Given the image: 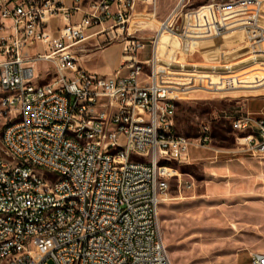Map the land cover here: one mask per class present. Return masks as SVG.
Masks as SVG:
<instances>
[{
	"label": "built area",
	"instance_id": "2783aa9c",
	"mask_svg": "<svg viewBox=\"0 0 264 264\" xmlns=\"http://www.w3.org/2000/svg\"><path fill=\"white\" fill-rule=\"evenodd\" d=\"M137 2L154 17L155 0H0V209H9L0 216V264H172L158 207L178 172L146 162L184 159L211 134L206 124L193 140L174 131L179 89L156 74L155 37L173 28L184 0L152 37L129 31ZM191 14L200 21L198 11L186 13V28ZM107 21L108 42L122 43L120 67L108 75L82 68L74 50ZM145 42L150 56L140 61ZM37 61L53 69L47 82L34 81ZM231 127L238 142L264 152V115L234 116ZM249 259L264 264V253Z\"/></svg>",
	"mask_w": 264,
	"mask_h": 264
},
{
	"label": "rangeland",
	"instance_id": "374dc122",
	"mask_svg": "<svg viewBox=\"0 0 264 264\" xmlns=\"http://www.w3.org/2000/svg\"><path fill=\"white\" fill-rule=\"evenodd\" d=\"M144 6L129 21L132 34L155 30L152 7ZM196 11L199 23L191 14L194 26L186 28L185 14ZM173 23L161 34L157 59L158 78L179 89L173 128L193 140L206 124L211 141L192 148L184 159L162 162L178 175L169 179L158 207L160 236L172 264H249L250 252H264V161L230 153L239 135L231 119L246 110L264 113V32L256 28H264V0H184ZM56 26L62 21L51 22V28ZM96 40L89 47L104 45L109 38ZM150 51L151 43L145 42L137 58H149ZM113 57L104 60L109 63ZM34 66V81L47 82L51 65L37 61ZM3 122L0 118V137ZM213 149L220 150L218 158H206Z\"/></svg>",
	"mask_w": 264,
	"mask_h": 264
},
{
	"label": "crops",
	"instance_id": "0c3cea01",
	"mask_svg": "<svg viewBox=\"0 0 264 264\" xmlns=\"http://www.w3.org/2000/svg\"><path fill=\"white\" fill-rule=\"evenodd\" d=\"M68 1L69 0H65V2H68ZM178 1L179 0H172L171 3L167 2V4H165V0H155L154 17H153L155 19V23L153 24L154 25L153 27H155V30H154L153 34H155V32H156V30L158 28V24L167 16V14L177 4ZM139 3L144 4L141 2L136 3V7L132 11L131 18L135 15L136 8L140 5ZM228 5H229L228 6L229 10H232L231 7L236 6V3L228 4ZM251 5H252V3H251ZM147 6L148 5L145 4L144 9L147 8ZM216 6L217 5H215V7ZM224 9H226V8H224ZM220 11H221V7L218 8L219 18L221 17ZM79 17H80V13L75 14L72 17L71 22L77 21L79 19ZM201 21H203V20H201ZM113 32H114V27L112 26L111 21H107V22L103 23L102 26H100V27L96 26V27L89 28L87 30V35H89V37L84 42H82L81 44H79L78 46H76L74 48V50L76 51L77 56H78V63L82 68H84L90 72H96L99 74H107V75L113 74L116 70L119 69L120 64L122 62V58H121L122 43L121 42H114V43L113 42H107L104 45L97 46L94 48L89 47V45L95 44V42H97V40H96L97 37L110 35ZM151 33L152 32L150 31L149 34H147V35H143V34L142 35L133 34V35L135 37H152L153 34H151ZM92 40H94L95 42H92ZM113 46L116 47V51H115L116 54L113 50H111V47H113ZM39 49H40V46L36 45L35 47L31 48L29 51H30V53H34ZM159 52H160V48L157 46V54ZM113 53H114V57H113L112 61H110L109 63H106L105 62L106 58H108ZM94 59H97L100 63L94 64V62H93ZM52 72H53V69H52ZM125 73H126V71L124 69H121V75H124ZM244 113H249V114H252L254 116L257 114L258 115H264V113L262 111L252 112V111L246 110V111L242 112L241 114H244ZM236 137H235V142H236L237 147L235 149L230 150L231 154H233V155L238 154L239 156H242L245 154L252 159H258V160L264 161V152L254 151V150L250 149L246 144H242V143L238 142L236 140ZM191 149L189 150V152L191 151ZM219 152H220V150L213 149V153L211 155L207 156L206 158L215 160L218 158ZM259 252H263V251H259Z\"/></svg>",
	"mask_w": 264,
	"mask_h": 264
},
{
	"label": "bare ground",
	"instance_id": "6f19581e",
	"mask_svg": "<svg viewBox=\"0 0 264 264\" xmlns=\"http://www.w3.org/2000/svg\"><path fill=\"white\" fill-rule=\"evenodd\" d=\"M150 15L151 17H153V13H150ZM161 34L155 37V43H156L155 51H156L157 59H158L157 46ZM156 74H157V64H156ZM71 136H80V129H71ZM172 159H176V158L147 159L146 169H153L154 167H156V169H163V168L168 169V167H166L165 164H162V162L169 161ZM25 181H32V174H25ZM0 216H9V209H0Z\"/></svg>",
	"mask_w": 264,
	"mask_h": 264
}]
</instances>
